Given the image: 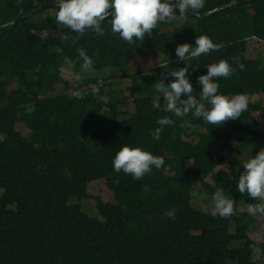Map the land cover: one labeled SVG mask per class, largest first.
Returning a JSON list of instances; mask_svg holds the SVG:
<instances>
[{"label": "trees", "instance_id": "obj_1", "mask_svg": "<svg viewBox=\"0 0 264 264\" xmlns=\"http://www.w3.org/2000/svg\"><path fill=\"white\" fill-rule=\"evenodd\" d=\"M47 1L0 0V24L16 20L0 27V264H264V239L248 235L254 217L238 211L239 203L259 201L239 193L236 173L228 177L220 168L226 156L217 146L220 139L234 138L238 152L251 147L249 156L257 154L264 147V130L254 128L250 111L264 118L263 101H251L239 119L214 126L191 113L176 117L153 87L170 83L174 78L167 73L188 63L177 60L179 44L195 46L198 35H207L223 46L191 62L187 75L193 96L199 99L201 91L197 78L221 59L236 72L217 81L220 94L264 95V56H250L248 50V39L264 41V0L161 23L136 45L112 33L110 18L102 25L103 35L58 25L57 6L42 9H50L42 19L34 18L39 11L21 18ZM229 1L206 0L199 12ZM42 34L46 39H40ZM64 35L76 42L63 41ZM80 48L93 58L91 71L109 68L112 78H130L133 111L120 107L122 90L107 76L96 94L67 92L101 79L81 71ZM146 49L163 53L164 67L139 74L130 67ZM67 60L75 62L70 70L79 79L74 84L59 71ZM59 86L63 89L57 93ZM153 99L159 108H153ZM163 117L175 123L165 126L157 141L152 134ZM17 122L27 123L29 136L15 128ZM125 145L162 156L164 165L142 180L115 172L113 159ZM193 178L209 199L223 189L234 201L235 214L213 216L192 206ZM97 179H105L114 201L95 196L96 214L90 215L71 198L91 197L88 185ZM172 208L177 209L174 220L164 215ZM238 240L243 244H231Z\"/></svg>", "mask_w": 264, "mask_h": 264}, {"label": "clouds", "instance_id": "obj_2", "mask_svg": "<svg viewBox=\"0 0 264 264\" xmlns=\"http://www.w3.org/2000/svg\"><path fill=\"white\" fill-rule=\"evenodd\" d=\"M22 0H17L20 4ZM206 0H57L55 21L58 25L70 29L72 32L84 34L93 31L103 35L104 21L109 20L113 34L129 45L142 43L146 36H151L161 23L175 19H183L189 13L198 14L205 6ZM34 7L36 4L34 3ZM23 11V9H21ZM63 41L70 39L76 42V37L64 35ZM40 39H46L41 35ZM195 46L191 43H182L176 47L175 55L180 62H188L184 67L170 70L167 75L173 77L170 83L163 81L153 85L155 91L161 94L166 103V110L174 113L176 117H186L191 113L196 118H202L207 124L221 126L229 120H236L247 111L250 98L246 94L232 96L219 93L220 78H231L236 72L227 60L221 59L216 63H210L206 74L200 75L197 80L201 85L199 99L193 96V84L188 78L191 62L201 55H207L211 51H219L223 46L215 43L207 35H198L195 38ZM78 55L82 63L80 69L87 73L93 69V58L83 49H78ZM75 66L72 60L65 61L59 68L61 73ZM242 70L244 65H238ZM164 67V65H160ZM79 79V77H77ZM186 97V98H184ZM153 108H159L157 99L152 101ZM159 127L153 132L155 140L161 138L165 126H170L175 121L169 117H163L157 121ZM114 171H121L131 175L135 180H142L146 174L151 173L153 167L160 169L164 165V158L146 151L139 146L125 145L120 148L113 159ZM243 172L239 176L238 191L247 194L253 200L259 201L248 208L249 215L264 217V147L249 159L241 161ZM214 208L212 215L230 217L235 214L234 201L229 199L223 189H217L212 197ZM177 209L165 211L164 215L171 219L176 218Z\"/></svg>", "mask_w": 264, "mask_h": 264}, {"label": "rangeland", "instance_id": "obj_3", "mask_svg": "<svg viewBox=\"0 0 264 264\" xmlns=\"http://www.w3.org/2000/svg\"><path fill=\"white\" fill-rule=\"evenodd\" d=\"M53 11V10H51ZM47 14H50V9H47L46 11L42 12L41 10L35 14V20L42 19ZM52 34H57L55 31H50ZM48 51L53 50V45L45 44ZM248 50L249 55L256 57V56H264V41L258 38H250L248 39ZM165 55L161 53L158 50L155 49H146L143 51L139 57H137L136 62L133 63V66L130 67L135 72L140 73H147L149 72L154 66L160 65L164 63ZM109 68H103L100 70H94L89 71L86 73V77H99L103 78L102 81H104V77H109V80H113L118 87L117 89L122 90V103L121 108L125 109L126 111H133L134 110V104L132 102V94L130 90V78L121 77L120 75L116 78H112V75L109 73ZM131 73V72H130ZM63 74V77L70 81V83L74 84L75 77H77V73H75L73 70H67ZM85 87V86H84ZM63 87L59 86L56 89V92H61ZM250 102L254 100H258L259 98L264 103V95L254 94L249 96ZM167 103V102H166ZM249 109H247L248 111ZM251 115L253 116V126L258 131L264 130V118L259 115L258 111L251 112ZM2 122H6L5 120H2ZM15 128L19 130L22 134L25 136H29L30 130L26 122H17L15 124ZM197 131L202 130L200 127L194 128ZM217 146L219 147V150L222 154L226 156V160L220 165V168L225 170L228 177H231L232 174L235 172L236 176L239 180L240 174L243 172V167L241 164L242 160H246L251 158L252 156H249V154L252 153V148H243L242 152H238L236 148H239V145L237 144L236 140L234 138H231L229 140H218ZM256 153H254L255 156ZM54 157L58 156L57 154L53 155ZM188 163H190L188 161ZM210 180V179H209ZM194 181V188H195V194L192 198L191 204L198 210H204L206 212H212V209L214 208V201L213 199H209V195L201 188L200 182L197 180V178H193ZM88 192L91 194V197L83 198L77 200L76 197H72L71 200L77 201L82 205V208L85 212H87L90 215L96 214L95 204L96 199L95 196H100L104 201H114L112 192L107 188L105 179H97L93 180L88 185ZM229 198V197H228ZM230 199V198H229ZM250 206L247 204H238V211L240 212H247L248 208ZM230 229L233 231V223H231ZM248 235L256 240L257 242H260L264 239V217H257L253 218L250 221V227L248 231ZM244 240H238L231 242L232 245H242ZM254 258L259 261L261 259V253L259 250H256L254 253Z\"/></svg>", "mask_w": 264, "mask_h": 264}, {"label": "water", "instance_id": "obj_4", "mask_svg": "<svg viewBox=\"0 0 264 264\" xmlns=\"http://www.w3.org/2000/svg\"><path fill=\"white\" fill-rule=\"evenodd\" d=\"M249 1H253V0H231V1L224 3V4L220 5L219 7H216L212 10H208L205 12H198V14H194V13H189V14L191 16H196V17H206V16L216 14L219 11H223L224 9L231 7L233 5H236L239 3H245V2H249ZM50 6H57V0H49L43 4H40V5L36 6L35 8L31 9L30 11H28L27 13L23 14L21 18H26L29 15H31L37 11H40L46 7H50ZM15 21L16 20H13V21H10L7 23H2V24H0V27L11 25V24L15 23Z\"/></svg>", "mask_w": 264, "mask_h": 264}, {"label": "built area", "instance_id": "obj_5", "mask_svg": "<svg viewBox=\"0 0 264 264\" xmlns=\"http://www.w3.org/2000/svg\"><path fill=\"white\" fill-rule=\"evenodd\" d=\"M101 85H103V81L99 79L96 82L90 83L89 85L82 87L81 89H69L67 92L71 95L78 96H82L84 93L87 92L96 94L99 92Z\"/></svg>", "mask_w": 264, "mask_h": 264}]
</instances>
